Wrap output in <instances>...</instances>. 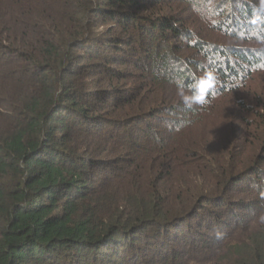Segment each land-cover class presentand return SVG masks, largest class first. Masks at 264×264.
Listing matches in <instances>:
<instances>
[{
  "label": "trees",
  "instance_id": "obj_1",
  "mask_svg": "<svg viewBox=\"0 0 264 264\" xmlns=\"http://www.w3.org/2000/svg\"><path fill=\"white\" fill-rule=\"evenodd\" d=\"M0 264H264V0H0Z\"/></svg>",
  "mask_w": 264,
  "mask_h": 264
},
{
  "label": "clouds",
  "instance_id": "obj_2",
  "mask_svg": "<svg viewBox=\"0 0 264 264\" xmlns=\"http://www.w3.org/2000/svg\"><path fill=\"white\" fill-rule=\"evenodd\" d=\"M182 100L189 106L192 105H206L210 103L208 94L206 92H201L199 87V82H196L192 89L182 95Z\"/></svg>",
  "mask_w": 264,
  "mask_h": 264
},
{
  "label": "rangeland",
  "instance_id": "obj_3",
  "mask_svg": "<svg viewBox=\"0 0 264 264\" xmlns=\"http://www.w3.org/2000/svg\"><path fill=\"white\" fill-rule=\"evenodd\" d=\"M121 46V48H122V50H125L126 49V47H124L123 45H120ZM113 53H114V56L116 57V56H118V57H123L124 55L121 53V52H115V51H113ZM108 55H109V53H108ZM117 68H119V66H116ZM226 107V106H225ZM208 120H214V118H209Z\"/></svg>",
  "mask_w": 264,
  "mask_h": 264
}]
</instances>
